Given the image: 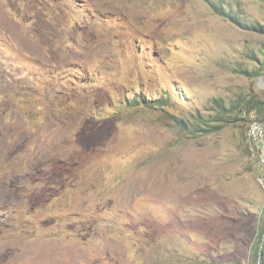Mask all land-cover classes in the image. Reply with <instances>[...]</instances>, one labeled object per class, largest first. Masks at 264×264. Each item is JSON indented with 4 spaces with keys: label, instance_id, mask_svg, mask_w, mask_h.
I'll use <instances>...</instances> for the list:
<instances>
[{
    "label": "rangeland",
    "instance_id": "1",
    "mask_svg": "<svg viewBox=\"0 0 264 264\" xmlns=\"http://www.w3.org/2000/svg\"><path fill=\"white\" fill-rule=\"evenodd\" d=\"M4 1L0 264H260L264 0Z\"/></svg>",
    "mask_w": 264,
    "mask_h": 264
},
{
    "label": "trees",
    "instance_id": "2",
    "mask_svg": "<svg viewBox=\"0 0 264 264\" xmlns=\"http://www.w3.org/2000/svg\"><path fill=\"white\" fill-rule=\"evenodd\" d=\"M7 1L10 2L11 0H7ZM208 1L210 2V0ZM211 5L214 13L219 15L220 17L227 19L229 22H232L233 24H235L236 26L242 29L264 35V25H261L259 23L246 22L245 20L242 19L240 15H238V13L228 9L223 4L212 3ZM140 100L144 104H148V105L150 104L148 101H146V99H144L143 96H139L138 99H134V103H138V105H140L141 102ZM254 252L260 258V264H264V232L259 237L258 241L255 243Z\"/></svg>",
    "mask_w": 264,
    "mask_h": 264
},
{
    "label": "built area",
    "instance_id": "3",
    "mask_svg": "<svg viewBox=\"0 0 264 264\" xmlns=\"http://www.w3.org/2000/svg\"><path fill=\"white\" fill-rule=\"evenodd\" d=\"M242 120H244L248 126L247 138L250 152L253 155L257 154L264 161V122L248 112L242 114Z\"/></svg>",
    "mask_w": 264,
    "mask_h": 264
},
{
    "label": "crops",
    "instance_id": "4",
    "mask_svg": "<svg viewBox=\"0 0 264 264\" xmlns=\"http://www.w3.org/2000/svg\"><path fill=\"white\" fill-rule=\"evenodd\" d=\"M6 19H8L6 2L4 0H0V25H5Z\"/></svg>",
    "mask_w": 264,
    "mask_h": 264
}]
</instances>
